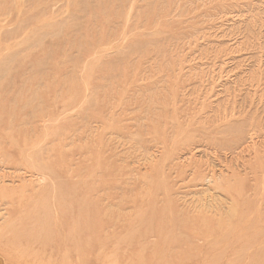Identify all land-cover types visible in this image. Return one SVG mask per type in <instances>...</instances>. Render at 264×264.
<instances>
[{"label": "rangeland", "instance_id": "374dc122", "mask_svg": "<svg viewBox=\"0 0 264 264\" xmlns=\"http://www.w3.org/2000/svg\"><path fill=\"white\" fill-rule=\"evenodd\" d=\"M0 68L2 151L57 133L41 212L83 223L0 264H264V0H0ZM22 171L0 230L46 184Z\"/></svg>", "mask_w": 264, "mask_h": 264}, {"label": "bare ground", "instance_id": "6f19581e", "mask_svg": "<svg viewBox=\"0 0 264 264\" xmlns=\"http://www.w3.org/2000/svg\"><path fill=\"white\" fill-rule=\"evenodd\" d=\"M1 69V68H0ZM1 92H3V90H1L0 88V95L2 94ZM3 106V105H2ZM1 106V107H2ZM0 107V113H6V112H10L11 110H2V108ZM35 110V109H34ZM37 111H40L42 109H36ZM22 113L24 114V119L28 120L30 119V114L31 112L27 113V111H25L24 109H21ZM39 118H41V120H37L36 123H47L49 124V126L51 125V123L54 121L53 118L54 116H45L44 115H38ZM46 118V119H45ZM7 123V122H6ZM26 124V123H25ZM11 123L7 125V128H11ZM14 125V124H13ZM1 126V124H0ZM4 127L6 126V124L3 125ZM34 127V126H33ZM1 131V129H0ZM48 131H46L47 133ZM57 133L53 132H49L47 134H43L42 135V140L41 138L36 140L37 138L35 137L34 139H29L30 141H26L24 140V143L27 145L24 148L20 149V151L15 155L18 159H16L15 156H6V154L2 151V148H4L3 143L5 141V139H9V141L11 143H13V139L11 137H5L2 136L0 137V201H3L4 198L9 199L10 198H14V194L9 193L8 190L6 188H4L3 186V182L4 179H16L19 181H22V177H21V171L23 169H21L22 165H26V167L28 169H24V176L27 175L29 178L31 179L33 177H40L42 179L43 182H45L46 184L42 186V189L40 192H38L35 196L32 195L31 200L35 202L29 203L27 205V207L25 209L22 210V212L24 211L25 213H27L30 217L31 215H35L34 217L32 216L31 221L29 222V218L26 220L25 223H21L20 220H17L21 226L17 227L15 230H11L9 232H7V230L5 231L4 229L0 230V243L3 247H5L8 250H12L13 246H17L19 243H24V242H33L35 241L36 243H39V245H42L46 248H50L51 253L54 252L55 249H57V246L62 243V239L65 242L71 243L74 241L78 242V238L80 236V234L82 233L81 230V226L83 225V223L77 222V224L74 226L73 230H71L72 234L71 235L70 231H66V228L63 227V225L58 228V229H54L52 230L51 227L46 223L47 221V215H43L41 210L43 209L44 205H45V196L42 195V193H52L54 194V199H57V203L59 201L62 200V198H58L57 195L55 194V186L53 184H51V182L53 181L54 177H57L55 175V170L51 169V165L50 162H45V159L48 156L47 151H49L50 149H48V145H45L46 142L43 141H47L48 143L52 142L53 138L56 136ZM10 136V134H9ZM57 145L59 144V141L57 140ZM52 149V148H51ZM49 158V157H48ZM47 158V159H48ZM3 165H11V169L9 170L7 173H4L3 171ZM33 165V166H31ZM11 171V172H10ZM22 171V173H23ZM228 171V170H227ZM23 176V175H22ZM38 178V179H40ZM225 178V177H224ZM33 181L28 180L27 183L30 184ZM23 183H25V181H23ZM41 193V194H40ZM40 194V196H38ZM54 200V201H55ZM61 204V203H58ZM34 207V208H33ZM30 209L29 212H27ZM15 221V220H14ZM14 221H10L9 223H7V225L5 227H7L8 225L14 226L15 222ZM32 221H34L35 223H33ZM26 225L23 227V225ZM26 228V229H24ZM61 232H64L63 235H61ZM58 233L59 236H56V234ZM61 235V236H60ZM63 237V238H62ZM70 240V242H69ZM24 241V242H22ZM30 244V243H28ZM19 246L25 247L28 250H31L33 247L28 246L27 244H20ZM39 250L34 251V256L39 253L40 255L38 257H40L41 254L40 252H38ZM38 255V254H37ZM36 257V256H35ZM2 259V258H0ZM2 262V261H1ZM3 263V262H2Z\"/></svg>", "mask_w": 264, "mask_h": 264}]
</instances>
